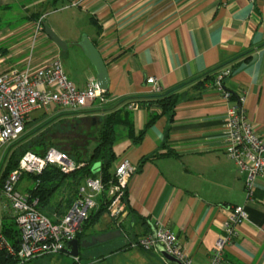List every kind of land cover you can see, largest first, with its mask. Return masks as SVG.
Masks as SVG:
<instances>
[{
	"label": "crops",
	"instance_id": "0c3cea01",
	"mask_svg": "<svg viewBox=\"0 0 264 264\" xmlns=\"http://www.w3.org/2000/svg\"><path fill=\"white\" fill-rule=\"evenodd\" d=\"M74 1L78 5L73 12L86 14L93 26L88 36L106 62L110 95L121 99L148 95L150 76L158 79L163 91L183 82L188 84L182 90H188L192 80L209 69L228 63L234 70L224 81L232 93L229 100L208 84L199 94L189 90L190 97L177 104L172 119L161 114L146 127L152 111L161 110L131 109L136 135L145 129L139 141L125 126L116 127L114 167L125 159L137 167L128 187L125 239L104 244L89 260L79 257L76 264H178L161 252L127 245L152 231L156 222L178 234L193 264H208L230 207L238 204L246 207L249 217L226 247L223 264H264V174L255 178L254 196L248 197L247 174L238 173L227 154L225 125L228 109L238 103L264 135V0ZM49 7V0H0V10L10 13V24L0 28V44L6 45H0V73L26 62L35 21L23 12L44 14ZM34 54L35 62L41 63L54 55L65 56V50L44 33ZM89 61L82 72L74 65L66 67L79 87L97 80ZM111 224L98 234L119 229L112 220Z\"/></svg>",
	"mask_w": 264,
	"mask_h": 264
},
{
	"label": "built area",
	"instance_id": "2783aa9c",
	"mask_svg": "<svg viewBox=\"0 0 264 264\" xmlns=\"http://www.w3.org/2000/svg\"><path fill=\"white\" fill-rule=\"evenodd\" d=\"M76 5L78 1L72 0L64 8ZM44 18L45 14L35 22L25 64L0 73V213L13 219L19 229V244L14 246L2 231L0 215V253L6 251L17 258L19 264L59 253L68 241L77 238L92 209L98 206L96 198L105 190V184L100 174L86 178L67 212L51 218L37 208L38 199L31 200L27 190L18 188L19 181L24 175L42 174L48 166H57L69 173L84 163H78L68 152L54 146L44 154L27 151L20 158L18 166L2 181L11 145L24 134L26 122L35 112L98 111L121 100L101 88L95 78L90 79L85 87L77 86L69 78L58 55L41 63L35 62L36 46L45 33ZM233 71L232 65H224L210 84L220 90L226 100L231 99V92L225 89L224 81ZM147 80L152 84V93L163 92L156 77L150 76ZM139 107L135 101L128 105L129 109ZM225 125L227 154L236 162L238 173L247 174L245 187L251 198L254 196L255 178L264 174V135L258 133L238 103L228 109ZM136 170V165L128 159L117 164L115 180L111 182L107 194L108 215L122 232L124 218L129 212L128 187ZM248 217L244 205L230 207L208 264H223L226 247L234 241L239 225ZM125 235L128 236L127 233ZM127 245L145 251L160 252V248H163L183 264H193L178 234L162 222H156L152 231L129 240Z\"/></svg>",
	"mask_w": 264,
	"mask_h": 264
},
{
	"label": "trees",
	"instance_id": "16d2710c",
	"mask_svg": "<svg viewBox=\"0 0 264 264\" xmlns=\"http://www.w3.org/2000/svg\"><path fill=\"white\" fill-rule=\"evenodd\" d=\"M59 1L60 0H49V4L56 7ZM39 15H41L40 12ZM33 18V15L27 16V19ZM227 64L228 63H224L209 69L199 79L192 80L194 82L192 87L195 88L199 94L206 85L213 83L219 70ZM187 84L188 83L185 82L180 83L171 90L163 91L161 93H149L144 96L123 98L117 104L108 105L99 110L105 112L103 115H97L99 119L91 117L92 113L96 110L93 111L88 109L82 111H59L53 114L42 112L40 115L31 117L26 122L24 134L11 145L2 181H4L7 175L18 166L20 158L27 151L44 154L49 147L54 146L68 152L78 163H84L69 173L63 172L57 166H48L42 174L26 175L34 180V187L27 188L31 200L38 199L37 208L42 213L54 218L55 215L49 211V205L56 192L63 185L67 184L73 188H77L71 196V199L68 200L70 201V207L77 197L80 185L85 179L88 177H96L100 174L105 184V190L99 196L100 204L92 209L89 218L83 225L82 231L77 235V238L82 240L81 238L85 237L88 234V231L95 227L104 215L108 214L109 198L107 194L111 182L115 180L114 163L117 159V154L114 148L115 142L118 138L116 127L119 125L125 126L128 130V134L135 142L139 141L144 135L145 129L141 130L136 135L133 111L128 108V105L132 101H135L140 107L155 106L161 110L160 113L152 111L146 127L155 122L161 114H168L172 119L177 104L181 100L190 97L188 90H182V87L187 86ZM84 118H91L92 120L91 128L90 130L88 129L86 133L88 139L87 143H85L82 148L83 150L85 149V152L82 151L77 144H74L72 149H68L56 143L54 133L57 132L58 129H53V127L58 122H65V120L74 119V124L77 125L80 121L85 120ZM154 154L143 157L141 164L151 158ZM96 164H100L98 172H96ZM68 208L61 210L62 215L67 212ZM4 217L6 221L3 224L2 231L7 239L14 246H17L19 244V229L13 219L9 216ZM0 264H19V260L14 256L9 255L6 251H3L0 253Z\"/></svg>",
	"mask_w": 264,
	"mask_h": 264
},
{
	"label": "rangeland",
	"instance_id": "374dc122",
	"mask_svg": "<svg viewBox=\"0 0 264 264\" xmlns=\"http://www.w3.org/2000/svg\"><path fill=\"white\" fill-rule=\"evenodd\" d=\"M71 1L68 0H61L56 5V7H49L48 9H44L45 12V18L44 22L45 25H48L52 30L63 40L66 41L68 48L65 50V56L61 55V60L64 65V68L66 70L67 65H74L79 71H84V67L89 61V58L87 59L85 56V53L83 52L80 41L83 38L84 35H88V33L92 32L93 26L88 21V16L86 14H78L76 15L73 10V7L70 8H64V5L69 4ZM73 9V10H72ZM26 14V16L33 15V20L35 22H38L40 17L43 16V14L39 15V13L35 12H23ZM22 15L21 13L17 15L16 19H12L13 24H17L18 17ZM10 13L9 11H5V9L0 10V28H3L10 24L9 17ZM16 16V15H15ZM40 16V17H39ZM32 35L34 34L35 30L31 29ZM45 32V31H44ZM31 40V38H30ZM79 40L78 45L76 44V41ZM29 41V46H30ZM6 46L4 43L0 44ZM29 53V52H28ZM90 63V61L88 62ZM193 87L188 89L190 92L193 91ZM42 112L38 111L32 114L31 117L40 115ZM51 112L49 111L48 114ZM30 117V118H31ZM91 117H95L96 119H99L97 114H93ZM72 118V117H70ZM85 120H82L79 122V124L75 125V120H65V122H56L57 124L53 127V129H58L57 132L54 133L55 141L58 145L72 149V146L74 144H77L81 149L84 147L85 143H87V136L86 133L88 129L90 130L92 120L91 118H84ZM121 133L124 131L122 127L119 128ZM85 150V149H84ZM82 149V151H84ZM20 151V150H19ZM85 152V151H84ZM7 165V164H6ZM18 188L20 190H27V188L34 187V180L29 178L28 176L24 175L22 180L18 183ZM77 190V188H73L69 185H63L55 194V196L52 198V201L50 203V209L49 211L53 213L54 215L61 216V210L66 209L69 207L68 200L71 199V196L74 194V192ZM79 195V191L77 193V197ZM76 197V198H77ZM75 198V199H76ZM96 201L98 205L100 204V197L96 198ZM3 211V210H2ZM1 215V225L3 227L4 222L6 221L4 214L0 213ZM110 224V227H112L111 224V218L106 214L104 217H102L99 221V223L92 229L88 231V234L85 237H82L81 239H91V236H94L100 232L101 227H103L106 224ZM125 239L124 233L121 234L118 237H115L113 239H110L105 242H98L96 244H93L88 247H82L80 250L79 257L81 258L82 262H85L86 260H89V255L93 252H96L100 249L101 246H103L106 243H111L112 241H120L122 242ZM78 260V257H74L73 255H69L67 253H56L52 255H48L45 257H40L33 259L31 261L21 263V264H76V261Z\"/></svg>",
	"mask_w": 264,
	"mask_h": 264
},
{
	"label": "water",
	"instance_id": "95a60500",
	"mask_svg": "<svg viewBox=\"0 0 264 264\" xmlns=\"http://www.w3.org/2000/svg\"><path fill=\"white\" fill-rule=\"evenodd\" d=\"M45 33L50 37L52 41H54L57 45H59L62 49L67 48V43L65 40L60 38L48 25H45ZM80 46L82 47L84 53L89 58L91 63L93 64L96 73H97V83L103 89H108L109 87V73L106 62L104 61L100 51L98 50L95 43L89 38L88 35H84L80 41ZM100 164H96V172L99 171ZM122 234L121 229H115L111 231H107L101 234H97L91 236V239H83L80 240L75 238L73 240L68 241L61 249L60 252L67 253L69 255H73L74 257H79L80 250L82 247H88L98 242H105L115 237H118ZM160 252L162 255L169 261L178 264H183L179 259L174 257L173 255L167 253L163 248H160Z\"/></svg>",
	"mask_w": 264,
	"mask_h": 264
},
{
	"label": "flooded vegetation",
	"instance_id": "af4514ba",
	"mask_svg": "<svg viewBox=\"0 0 264 264\" xmlns=\"http://www.w3.org/2000/svg\"><path fill=\"white\" fill-rule=\"evenodd\" d=\"M79 258V257H78Z\"/></svg>",
	"mask_w": 264,
	"mask_h": 264
}]
</instances>
